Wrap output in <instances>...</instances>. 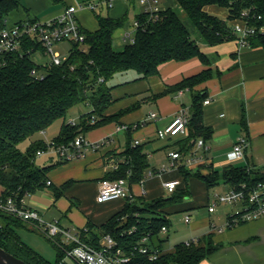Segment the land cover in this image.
I'll use <instances>...</instances> for the list:
<instances>
[{"label": "trees", "instance_id": "16d2710c", "mask_svg": "<svg viewBox=\"0 0 264 264\" xmlns=\"http://www.w3.org/2000/svg\"><path fill=\"white\" fill-rule=\"evenodd\" d=\"M175 3L176 6L162 8L156 20H149L140 12L135 42L126 43L121 50L116 48L114 38L117 30L125 26L127 16L98 13L95 14L98 28L94 31L84 29V43L72 42L69 55L60 65H37L32 55L20 52L0 58V196L21 200L46 187L51 189L48 172L68 161L58 159L38 166L35 163L37 152L48 149V144L33 141L26 151L19 145L36 132L45 131L54 121L65 118L68 110L79 103L89 104L91 110L82 114L77 123L64 121L59 134L53 138L57 144H70L80 134L86 136L95 127L117 119L124 112L112 116L104 114L114 102L112 81L118 74L133 70L138 74L137 79H145L159 74L160 65L166 62L196 56L210 64L213 57L206 54L204 47L237 38L231 22L245 11L251 14L250 24L264 27V0H175ZM213 4L225 9L228 16L224 18L211 13L208 6ZM18 7L19 0H0V31L6 27L10 12ZM178 8L185 12V17ZM250 44L264 48V32L251 37ZM40 47L25 39L23 49ZM214 73L209 67L165 91L188 88L193 93L189 136L181 141L179 149L183 157L191 154L200 138L206 143L212 137L213 129L204 122L203 107L208 93L194 89L211 79ZM242 124L246 125L244 119ZM133 131L129 125L127 145L119 154L123 158H114L117 168L102 179L125 177L133 184L146 178L149 156L143 144H134ZM179 170L181 180L178 179L180 183L171 196L146 200L145 195H141L140 199L125 200L123 207L101 224L88 220L86 226L79 229L81 239L99 249L103 247L105 236L110 235L116 242L114 252L120 249L129 257L123 264H200L219 247L210 235L199 237L197 242L190 244L180 241L172 250L164 248L169 238L166 234L171 225L170 212L173 207L188 210L184 200L192 195V179H199L210 190L221 183L227 184L228 188L239 187L242 183L255 186L264 182V177L254 166L230 165L202 174L200 170L193 171L181 164ZM64 187H52L57 198L63 195ZM207 201L209 205L210 195ZM243 221H235V215H231L226 226ZM27 222L0 211V246L29 264H72L66 258L70 257L68 252L75 244L65 243L60 235L49 236L57 254L55 262H51L19 235L18 229L27 227ZM164 226L168 228L166 234H162ZM142 245H147L151 251L158 248L159 257L151 259L148 254L139 252Z\"/></svg>", "mask_w": 264, "mask_h": 264}, {"label": "crops", "instance_id": "0c3cea01", "mask_svg": "<svg viewBox=\"0 0 264 264\" xmlns=\"http://www.w3.org/2000/svg\"><path fill=\"white\" fill-rule=\"evenodd\" d=\"M88 1L89 0H19V7L10 12L7 25L25 19L51 21L57 18L68 5L78 3L84 4ZM137 1L139 2V0H116V6H113V9L108 11V14H112L111 16L113 17L124 16V9H126L128 5L126 2H131V6L137 8ZM163 2H166V0H160V5ZM139 5V12H142L140 2ZM87 11L88 9L85 10L83 8L78 11L79 22L84 29L94 31L98 28V21L97 25L92 29H88L82 21V16ZM138 14H136V19ZM123 33L124 30L120 34L121 40H123ZM204 51L206 54H209L210 57H216L211 59L210 64H207L196 56L184 61L174 60L166 62L160 65L159 74L145 79H137V72L131 75H128L127 72L121 74V78L119 77L118 80L114 81L113 84L115 87L112 90L114 102L108 107L104 115L112 116L120 112L124 113L117 119L101 124L86 134V137L90 141L96 142L109 137L111 138V143L99 150H90L82 157V160L85 161L86 169L88 170V166H90L91 163V166L94 168L97 166V173L92 171L93 173L90 172L86 178H83L82 175L78 176L72 171L66 173L67 177L65 178L70 179L69 184L72 183L74 187L78 185L81 186L76 189L73 187L72 190L68 189L70 192L64 189V192L66 190L67 194L63 193L61 197L67 205L72 206L75 203L84 202L82 200L85 197L82 193L86 190L85 185H87V183L84 182L85 180L94 179L89 194L90 196L97 197L102 178L113 169L111 166L112 160L114 158L116 159V155L118 156L127 145L128 135L126 130L117 129V127L122 124L128 126L137 125L131 137L133 140H138L140 144L144 145L152 168H157L162 162L165 163L171 152L179 151L181 141L189 136V130H187L185 134L168 139H160L157 137L156 133L159 128L169 123L182 107H185L190 112L193 102V93L188 88L184 89L182 93H180L181 90L165 91L184 78L198 74L209 67L213 68L215 72L214 76L206 82L197 85L194 90H205L208 93L207 99H209L210 102L208 104L204 103V122L213 129V134L212 137L206 141L205 146L195 145L189 156H202L203 159L191 166H187V168L193 171L200 170L202 174H207L213 169L222 170L230 165L254 166L264 177V48L251 44L246 47H240L237 38H235L216 46L204 47ZM150 103H153V107L146 111L145 105ZM151 111L158 113L157 119L148 118V114ZM243 119L246 125L242 124ZM73 122L77 123L79 121ZM58 134L59 133L55 134L53 138ZM241 136L249 139V145L244 149V157L236 160L233 157L232 151L235 142ZM31 141L33 142L32 139ZM160 152H163L162 158L160 159L161 162L155 164V157L156 155H160ZM49 156L50 160L43 165H48L58 160L54 159V154H50ZM117 159H120L119 156ZM71 163L72 162H66L63 164L69 165ZM61 165L54 167L48 172V178L52 182V187H58L55 185L53 173L54 170ZM93 167H90V169ZM151 170L153 169L149 171ZM148 173L146 176L148 179L145 180V178L143 184H141V182L130 184L132 190L137 195L136 198H141L140 194L142 188L147 190L145 194L146 200H150V198H146L147 194L150 193V195H152L154 192L155 178L153 177L157 172L152 177L148 176ZM65 178L59 177L56 179V182L60 184ZM171 179L179 178H174L173 175H166L159 180L164 186V182ZM191 184H200L202 189L205 187V184L199 179H192ZM221 185L223 191L228 188V185L223 183L214 188H219ZM52 187L51 189L49 187L45 189H48L52 196L55 197V200H57L58 198L52 191ZM1 190L2 187L0 186V192ZM158 196L159 195L156 197ZM153 198L155 197L152 195L151 199ZM189 199L190 198L187 200ZM95 202L101 205L109 201L99 203L96 199ZM125 202L126 201L123 203ZM26 203L37 209L35 205L27 201ZM184 207L189 211L190 208H194L195 206L185 203ZM115 210L116 209H110L107 211L105 218L108 219ZM236 210L231 208L223 214L216 213V210L213 213L208 212V217L199 216L193 224L191 230L193 235L189 239L210 235L214 243L219 246L200 264H264V215L255 219L243 221L242 223H236L232 226H226L228 218L234 215ZM212 214H214V217L216 215L218 219L215 223L211 217ZM81 220L82 219L77 223L80 226H76L72 220L68 223H70L69 225L73 226V228L81 229L84 228L88 222L85 218ZM103 221V217L93 220L96 224H101ZM59 223L61 226L67 227L63 225L61 220ZM27 224L28 227L33 228L41 229L43 227L37 224L35 225L31 221H28ZM202 243H204V241H202ZM164 248L169 250L173 249L166 247L165 244Z\"/></svg>", "mask_w": 264, "mask_h": 264}, {"label": "built area", "instance_id": "2783aa9c", "mask_svg": "<svg viewBox=\"0 0 264 264\" xmlns=\"http://www.w3.org/2000/svg\"><path fill=\"white\" fill-rule=\"evenodd\" d=\"M116 0H89L84 4L68 5L63 12L54 20L43 21L40 19H25L15 22L11 25H6L0 31V58L7 54L20 52L23 54H30L37 65L55 64L60 65L67 57H62L57 46L63 42H74L76 44H83L85 41L84 28L79 22L78 11L85 8L95 11L99 6L105 5L108 8L114 6ZM142 6V12L148 16L149 20H156L160 16L162 7L160 0H139ZM250 12H243L241 16L231 22L235 33L237 34V41L240 47L250 45L251 37L257 35L259 32H264V27H256L250 24ZM260 18V16H258ZM140 26L138 19L135 20L132 29L125 30L123 33V41L126 43L135 42V31ZM25 39L31 40L41 47L38 49L24 50ZM35 74V71H33ZM183 90L180 91L182 93ZM210 102L209 99L204 101L205 104ZM190 112L185 107H182L179 112L167 123L164 127L157 130V137L160 139H168L185 134L188 130L190 122ZM149 119H157L158 113L151 111L148 114ZM136 128L137 125H133ZM128 125H120L118 130H127ZM111 143V138L107 137L100 141H90L85 135L80 134L70 144H57L51 140L47 142L48 149L39 150L37 156L44 154H54L59 160L72 161L82 157L86 152L99 150ZM134 144H139L138 140H134ZM198 146H205L203 139L198 140ZM249 145V139L241 136L235 142L233 147V157L241 159L244 157V149ZM113 159V158H112ZM203 158L194 155L183 157L179 151L171 152L168 160L162 164L160 172H164L170 168L185 164L191 166ZM112 168H117L114 159L111 162ZM157 171L151 170L148 176L152 177ZM144 179L141 180L143 184ZM180 181L178 179H171L164 182V187L169 192H173ZM51 181H48V185ZM146 190L142 188L140 195H145ZM136 193L132 190L127 178L122 177L118 179H102L100 182L99 192L97 194V201L99 203L107 202L113 199H123L133 201L136 198ZM242 203L244 208L236 210L235 221L250 220L264 215V182H259L255 186H250L247 183H242L239 187H230L222 192H215L213 194V201L210 202L208 211L215 212L216 207L220 204H237ZM0 211L6 214L15 216L25 221H33L38 226H45L49 236L60 235L62 240L67 244H75L68 252L69 256L78 264H123L129 257L124 256V253L117 249L114 252L116 245L115 240L110 236H105L102 248H95L83 241L80 236L79 229L67 228L60 225L59 221L45 223L41 220L39 211L28 205L25 198L19 200L13 196H0ZM186 223L192 221L191 215L187 214L184 218ZM168 228L163 227L162 233H167ZM147 241L146 238L143 240ZM191 241H198V238H192L186 241L190 244ZM139 252L148 254L151 259H156L160 255L158 248L150 250L147 245H142Z\"/></svg>", "mask_w": 264, "mask_h": 264}, {"label": "rangeland", "instance_id": "374dc122", "mask_svg": "<svg viewBox=\"0 0 264 264\" xmlns=\"http://www.w3.org/2000/svg\"><path fill=\"white\" fill-rule=\"evenodd\" d=\"M116 1L114 3V6H116ZM127 8L124 9V13L125 16H127V21L124 27L119 28L115 34V38H114V43L115 46L118 50H121L123 48V46L126 44V42H124L123 40L120 39V34L122 33V31L124 30H133L132 26L133 23L136 20V14L140 13V5L139 2L137 1V8L132 7V3L131 2H126ZM162 8H167L169 6H176L175 0H166V2H163L161 4ZM85 9V8H83ZM112 8H107L105 5L104 6H99L95 11H91L88 10L87 12H85L82 16V21L83 23L86 25V27L88 29H92L97 25V19H96V15L95 14H103L106 15L108 14V11H110ZM86 10V9H85ZM102 10V11H100ZM180 14L182 15V17H185V12L178 8ZM208 10L216 15H219L220 17H224L226 18L228 16V14L226 13V10L223 9L222 7H220L217 4H213L208 6ZM112 15V14H111ZM127 25V26H126ZM136 33V31H135ZM57 48L60 50L62 57L64 56H68L69 55V51L71 49V43L70 42H63L60 43ZM128 75L131 74H135V71L130 70L128 73ZM122 76L121 74H118L115 79L112 81V83H114V81L118 80V78ZM121 78V77H120ZM151 107H153V103L147 104L145 105V110L148 111ZM91 109V106L87 103H79L75 106H73L72 108H70L65 116V118H60L56 121H54L45 131H41V132H36L34 135H32L30 137V139H26L25 141H23L19 146L22 150L26 151L29 144L32 142L31 139L33 141H44V142H50L52 140V138L54 137L55 134L59 133L60 129H61V125L63 123L64 120L67 121H79L80 120V115L86 112H89ZM160 155H156L155 157V164H158L159 162H161V158H162V153L160 152ZM85 156V155H84ZM82 156V157H84ZM119 158H123L122 156L118 155ZM116 155V159L118 157ZM82 157H79L77 159H74L72 161H68V162H72L69 165H61L59 166L57 169L54 170L53 173V178L55 181V185L58 186V188H64L66 190H72L74 186H72V183L69 184V180L67 177L66 173L68 171H72L74 172L76 175L80 176L82 175L83 178L88 177L87 175L92 172L95 171V173H97V166L94 168L93 166H88V170L86 169L85 166V161L82 160ZM54 159H58V157L56 155H54ZM50 160V156L47 154H44L42 156H36V160L35 163L38 166H42L44 163H46L47 161ZM163 162L160 163L158 165L157 168H152V164H150V169H153L155 171H157V174L153 177L155 178V188H154V192L152 193V195L154 197H156L157 195L159 196H164V197H169L172 195V192L167 191V189L163 186V184L160 182L161 178H164V176L166 175H173L174 178H180L181 180V172H180V165L174 167V168H170L164 172H160L161 170V166H162ZM90 167H93L90 169ZM149 170L147 171V173L149 172ZM93 173V172H92ZM59 177H63L65 178V180L59 184V182H56V179ZM89 179V178H88ZM148 178L146 177L145 180H147ZM160 179V180H159ZM84 182L87 183V185H85V191L82 193L83 196L85 197L82 201H84L83 203L78 202L75 203L72 206H69L66 204L65 201H63L62 197H59L57 200H55V197L52 196L51 192L48 189H45L43 191H37L31 195L26 196L25 200L28 203H31L32 205H35V207H37V210L40 213V217L41 220L44 221L45 223L48 222H53V221H60L63 223L64 226H67V228H73V226H70L68 223L70 220L73 221V223L76 226H80L79 223L80 219L84 220H94V219H100L103 217V220L105 221V215L106 212L109 211L110 209H116L113 213L119 211L123 205H124V201L123 199H114L111 200L105 204H97L95 202L96 197L95 196H90V192H91V187L92 184L94 183V179H90V180H85ZM146 182V181H145ZM71 187V188H70ZM77 187H81V186H75L74 189H76ZM190 187H191V192L192 195L189 197V200H184V202H186L188 205H194V208H190L189 211L187 210H181V208L178 209V207H173L172 211L170 212L169 218H170V222L171 225L169 227V232L163 233L169 236L168 240L165 242V246L166 247H170V248H174V246L180 242V241H185L187 239H189L192 235L193 232L192 227L193 224L196 222V220L198 219L199 216H209V211H208V207L209 205L207 204L208 201V196L210 195V202L213 201V194L217 191V192H222L223 191V187L222 185L219 188H212L210 190H207L205 187H203L204 189L201 188L200 184H191L190 183ZM147 189V188H146ZM65 190V194L66 193ZM68 190V191H69ZM147 191V190H146ZM70 192V191H69ZM209 193V195H208ZM152 195L147 194L146 198H150L152 197ZM55 200V201H54ZM123 203V204H122ZM118 208V209H117ZM233 210H241L244 208V205L242 203H237V204H220L216 207V213L219 214H223L224 212H227L230 209ZM189 214L192 217V221L190 223H186L184 221L185 216ZM212 219L214 220V223L217 222V217L214 214H212ZM78 220V221H77ZM81 220V221H82ZM86 220V222H87ZM103 221V222H104ZM33 224L36 225V223H34L33 221H31ZM100 223V222H99ZM18 233L21 236V238L28 244H30L34 249H36L38 252H40L45 258H47L48 260H50L51 262H55L56 260V251L52 245V243L49 241L48 237L49 234L47 233V230L45 228V226H43L41 229L39 228H33V227H20L18 229ZM68 260V262H71L72 264H76L74 263V260L71 257H67L66 258Z\"/></svg>", "mask_w": 264, "mask_h": 264}, {"label": "water", "instance_id": "95a60500", "mask_svg": "<svg viewBox=\"0 0 264 264\" xmlns=\"http://www.w3.org/2000/svg\"><path fill=\"white\" fill-rule=\"evenodd\" d=\"M0 264H29V263L0 246Z\"/></svg>", "mask_w": 264, "mask_h": 264}]
</instances>
